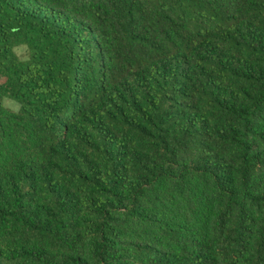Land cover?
<instances>
[{"label":"trees","instance_id":"obj_1","mask_svg":"<svg viewBox=\"0 0 264 264\" xmlns=\"http://www.w3.org/2000/svg\"><path fill=\"white\" fill-rule=\"evenodd\" d=\"M0 264H264V0H0Z\"/></svg>","mask_w":264,"mask_h":264},{"label":"rangeland","instance_id":"obj_2","mask_svg":"<svg viewBox=\"0 0 264 264\" xmlns=\"http://www.w3.org/2000/svg\"><path fill=\"white\" fill-rule=\"evenodd\" d=\"M15 51L20 57H23V58L26 56V53H27L26 48L24 46L16 47ZM3 102H4V104L6 106H8V107H10L12 109H17V107H18V104L14 100H12L10 98L5 97L3 99Z\"/></svg>","mask_w":264,"mask_h":264}]
</instances>
